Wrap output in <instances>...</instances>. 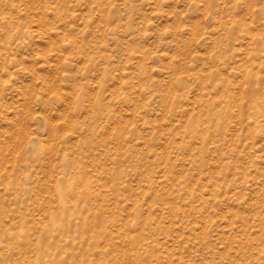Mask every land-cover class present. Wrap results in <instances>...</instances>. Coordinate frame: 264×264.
<instances>
[{"label":"rangeland","instance_id":"obj_1","mask_svg":"<svg viewBox=\"0 0 264 264\" xmlns=\"http://www.w3.org/2000/svg\"><path fill=\"white\" fill-rule=\"evenodd\" d=\"M0 264H264V0H0Z\"/></svg>","mask_w":264,"mask_h":264}]
</instances>
